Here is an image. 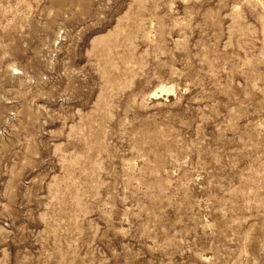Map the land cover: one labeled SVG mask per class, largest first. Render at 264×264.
Wrapping results in <instances>:
<instances>
[{"label": "rangeland", "instance_id": "1", "mask_svg": "<svg viewBox=\"0 0 264 264\" xmlns=\"http://www.w3.org/2000/svg\"><path fill=\"white\" fill-rule=\"evenodd\" d=\"M0 264H264V0H0Z\"/></svg>", "mask_w": 264, "mask_h": 264}]
</instances>
